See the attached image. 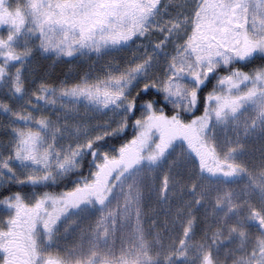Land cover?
<instances>
[{"label":"snow or ice","instance_id":"1","mask_svg":"<svg viewBox=\"0 0 264 264\" xmlns=\"http://www.w3.org/2000/svg\"><path fill=\"white\" fill-rule=\"evenodd\" d=\"M0 264H264V0H0Z\"/></svg>","mask_w":264,"mask_h":264},{"label":"trees","instance_id":"2","mask_svg":"<svg viewBox=\"0 0 264 264\" xmlns=\"http://www.w3.org/2000/svg\"><path fill=\"white\" fill-rule=\"evenodd\" d=\"M42 63H43V62H42ZM61 67H63V66H61ZM42 70H43V69H42ZM64 70H66V69H64ZM55 71H56L57 74H59V72L61 71V69H56Z\"/></svg>","mask_w":264,"mask_h":264}]
</instances>
